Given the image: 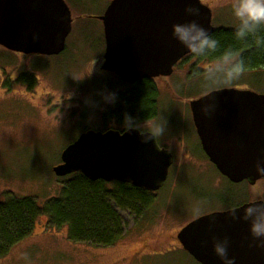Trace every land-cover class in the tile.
<instances>
[{"label": "rangeland", "instance_id": "374dc122", "mask_svg": "<svg viewBox=\"0 0 264 264\" xmlns=\"http://www.w3.org/2000/svg\"><path fill=\"white\" fill-rule=\"evenodd\" d=\"M64 1L72 22L62 52L23 55L0 46V198L10 193L32 197L41 204L58 195L63 177L56 176L52 167L60 163L61 150L86 129L121 126L114 119L105 121V103L99 94L104 89L124 88L115 74L98 69L104 50L98 16L110 0ZM200 1L210 8L214 27H234L232 0ZM211 62L191 57L177 63L168 79H158L160 87L169 82L173 89L168 96L159 93L158 116L166 124L156 136L171 151L173 162L163 186L149 192V210L140 216L118 210L121 230L126 232L123 239L107 246L73 241L67 224L55 226L41 216L32 232L0 258V264H196L176 234L208 208L210 204L203 201L218 197V192L209 190L218 173L196 147L187 118L188 100L206 94L204 67ZM228 88L264 94V67L245 70ZM154 120L137 127L151 126ZM184 121L188 123L189 145V150L182 147L185 151L176 141L182 136ZM222 185L224 193L231 187ZM234 188L236 193H245L244 185Z\"/></svg>", "mask_w": 264, "mask_h": 264}, {"label": "water", "instance_id": "95a60500", "mask_svg": "<svg viewBox=\"0 0 264 264\" xmlns=\"http://www.w3.org/2000/svg\"><path fill=\"white\" fill-rule=\"evenodd\" d=\"M187 4L199 8L198 16L185 13ZM98 19L104 37L100 68L130 83L170 75L189 54L172 37L173 23L196 19L209 33L214 29L211 10L200 0H110ZM71 22L64 0H0V46L23 54H58L65 48ZM205 95L189 104L209 160L234 182L264 176L255 167L264 157V94L216 89L212 95L217 107L209 116L201 111ZM172 162V153L149 131L86 129L61 150L60 163L52 171L58 177L78 172L91 181L118 180L154 192L165 183ZM213 235L229 237L235 264H264V249L250 246L246 239L247 222L233 221L226 210L189 221L176 237L197 263L222 264L212 248Z\"/></svg>", "mask_w": 264, "mask_h": 264}, {"label": "trees", "instance_id": "16d2710c", "mask_svg": "<svg viewBox=\"0 0 264 264\" xmlns=\"http://www.w3.org/2000/svg\"><path fill=\"white\" fill-rule=\"evenodd\" d=\"M210 34L219 41L217 52L197 59L214 60L225 49H236L245 60V70L264 67V47H257L253 37L237 40L234 27H214ZM259 35L264 36V29ZM153 94L149 83L136 81L128 91L117 93L116 102L105 110L103 118L107 121L116 116L121 124L125 114L131 116L134 122L149 118L154 115ZM150 194L129 183L118 182L109 187L102 180L91 181L78 172L63 176L58 195L51 196L41 204L32 197L2 194L0 258L13 244L32 232L41 216L55 226L67 224L68 237L73 241L113 245L126 233L121 230L122 220L118 210H128L140 216L149 210L152 201Z\"/></svg>", "mask_w": 264, "mask_h": 264}, {"label": "clouds", "instance_id": "9594fccd", "mask_svg": "<svg viewBox=\"0 0 264 264\" xmlns=\"http://www.w3.org/2000/svg\"><path fill=\"white\" fill-rule=\"evenodd\" d=\"M189 16L196 17L199 8L195 4H187L184 9ZM232 15L236 18L234 35L237 40L253 37L257 47H264V36L259 35L264 29V0H232ZM171 35L193 56L209 57L217 52L219 41L209 33L196 19L173 23ZM246 69V63L239 50L225 49L216 56L213 62L204 67L203 83L208 100L201 105V111L209 116L217 105L212 93L218 88H228L238 80ZM79 79V78H77ZM105 104H113L117 100V93L104 89L99 92ZM166 121L158 116L151 126L144 127L154 136H159L165 128ZM133 118L124 116V130L136 127ZM256 171L264 174V157L258 158ZM242 209V211H241ZM233 221L247 222L249 245L264 249V192L256 190L246 203L234 204L226 209ZM230 239L228 236L212 237V248L222 264H235L236 258L229 255Z\"/></svg>", "mask_w": 264, "mask_h": 264}, {"label": "flooded vegetation", "instance_id": "af4514ba", "mask_svg": "<svg viewBox=\"0 0 264 264\" xmlns=\"http://www.w3.org/2000/svg\"><path fill=\"white\" fill-rule=\"evenodd\" d=\"M104 52V50H103ZM20 54H23V53H20ZM23 55H28V54H23ZM102 57H103V54H102ZM191 57H194V60L196 61L197 58L193 55H191L190 53L185 55L183 58H181L177 63H183L185 62V60L187 59H190ZM102 61H103V58H102ZM102 61L100 64H98V69L100 68L101 64H102ZM176 63V64H177ZM175 64V65H176ZM174 65V67H175ZM173 67V71L170 75H167V76H162V75H159V76H156V77H147V78H142V79H139L137 81H142V80H145L147 83H149L151 86H152V89H153V106H154V115L150 116L149 118H146V119H141V120H138L136 122H134L137 126L139 124H142V123H146V124H149L147 122H150L154 119H156L155 117L158 116L159 114V111H160V106H159V93L161 91H164L166 93V95L168 96L172 91V85L171 83L167 82V83H163L162 82V86L160 87L159 86V81L158 79L159 78H163V79H168L173 73H174V70L175 68ZM193 67V63L192 65L190 66V68ZM100 70H103L100 68ZM104 71H107V70H104ZM113 73V72H112ZM115 74V73H113ZM116 75V74H115ZM116 77L118 78L119 82H120V85L123 86L124 88H120L118 90H116L115 92L116 93H120V92H125V91H128L133 85H135V82H125V81H122L119 79V77L116 75ZM120 86V87H121ZM200 96L196 97V98H191L188 100L187 102V107H188V111H187V118L189 117L190 119V122H191V125L193 127V132H194V138L196 139L197 141V144H196V147H198V149H200V151L204 154V156L207 158L208 162L210 163V165L213 166V168L217 171L218 173V177H217V182L215 183H212V185H210L209 187V190L210 192H218V197L216 198L217 200H214L213 198H208L206 199L205 202L206 204H210L208 206V208H206V210H202L200 211L199 213H197L196 215H194V217H192L190 220H188L186 223H188L189 221L201 216V215H204V214H207V213H211V212H215V211H224L226 210L228 207L234 205V204H243V203H246L248 201V199L253 196L256 192V190H259L260 192H264V176L258 178L257 180L253 181L251 178H247V179H243L241 181H238V182H234V181H231L228 177H226L225 175L221 174L220 171L216 168L215 164L213 162H211L208 158V156L206 155L203 147H202V143H201V140L197 134V130H196V127H195V124L193 122V118H192V113H191V109H190V104L189 102L193 99H197L199 98ZM111 104H105V108L103 109V113L105 112V110L110 107ZM114 119L117 123L118 121L116 120L117 117L116 116H112L110 117L109 120H112ZM185 122L184 121L181 125V129L183 130V132L181 133V137L180 139L176 140L177 141V144L181 147L182 150H189V145L187 144V141H186V138L188 137V130H187V126H188V123L186 122V125H185ZM120 124L121 126L118 127V128H113V127H108L106 129H115V130H118L119 132H123L125 131L124 128H123V124L121 123H118ZM133 127V128H136L138 129L140 132H146V131H149L145 128H138V127ZM106 129H103V130H106ZM150 132V131H149ZM156 140H157V137L155 136ZM157 143L161 146V147H164L167 149V147L164 145V144H160L157 140ZM184 149H183V148ZM169 150V149H168ZM184 150V151H185ZM170 151V150H169ZM171 152V151H170ZM103 181V180H102ZM228 185H230L231 187H228L226 190H225V193L223 192V182ZM105 182L109 187L111 185H114L115 183H125V182H122V181H118V180H113V181H110V182H107V181H103ZM240 186V185H244L245 187V193H240V190H237V193L233 190V188L235 186ZM233 187V188H232ZM235 189V188H234ZM236 190V189H235ZM213 203V204H212ZM185 223V224H186ZM184 224V225H185ZM183 225V226H184ZM177 235V234H176ZM185 251V250H184ZM186 252V251H185ZM187 253V252H186ZM189 255V254H188ZM191 257V256H190ZM192 258V257H191ZM193 259V258H192ZM194 260V259H193ZM195 261V260H194Z\"/></svg>", "mask_w": 264, "mask_h": 264}]
</instances>
